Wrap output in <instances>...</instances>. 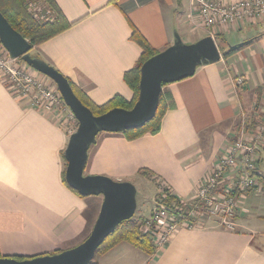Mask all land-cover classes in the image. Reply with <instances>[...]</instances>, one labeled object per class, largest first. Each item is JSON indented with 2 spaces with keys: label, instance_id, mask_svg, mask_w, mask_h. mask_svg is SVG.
Instances as JSON below:
<instances>
[{
  "label": "crops",
  "instance_id": "crops-1",
  "mask_svg": "<svg viewBox=\"0 0 264 264\" xmlns=\"http://www.w3.org/2000/svg\"><path fill=\"white\" fill-rule=\"evenodd\" d=\"M55 2L74 24L32 51L98 105L115 94L132 97L123 74L141 49L130 39L131 25L158 51L172 43L174 30L185 43L210 35L222 52L241 45L162 86L173 106L161 118L159 132L133 140L122 132H100L88 150L86 174L123 181L147 168L172 194L192 199L234 142L241 113L255 121L264 117V19L206 28L192 0ZM251 28L259 31L251 34ZM237 75L244 83L234 89ZM69 135L53 117L11 95L0 77V257L25 259L62 251L90 233L103 197L82 196L63 181ZM259 152L264 173V143ZM252 193L263 197L254 220L247 206ZM243 201L234 230L206 220L201 226L180 227L152 255L121 242L94 258L98 264H264V219L259 217L264 192L247 193ZM153 207L154 201L149 216Z\"/></svg>",
  "mask_w": 264,
  "mask_h": 264
},
{
  "label": "water",
  "instance_id": "water-1",
  "mask_svg": "<svg viewBox=\"0 0 264 264\" xmlns=\"http://www.w3.org/2000/svg\"><path fill=\"white\" fill-rule=\"evenodd\" d=\"M0 42L9 58L24 60L55 84L77 121L63 151L66 184L82 196L103 197L90 233L78 245L25 259L4 256L0 257V264H89L104 238L120 222L131 218L137 206L136 188L129 180L118 181L105 175L83 173L88 150L95 143L96 136L100 132H123L143 126L155 115L162 83L176 81L193 74L199 66L219 61V48L210 35L185 43L178 31L174 30L172 43L141 64L138 97L133 106L130 109L114 107L94 115L81 102L64 75L45 62L27 56L31 44L8 23L1 12Z\"/></svg>",
  "mask_w": 264,
  "mask_h": 264
},
{
  "label": "built area",
  "instance_id": "built-area-1",
  "mask_svg": "<svg viewBox=\"0 0 264 264\" xmlns=\"http://www.w3.org/2000/svg\"><path fill=\"white\" fill-rule=\"evenodd\" d=\"M198 17L206 28L215 24L236 25L244 20L264 19V0H192ZM35 16L39 5L29 4ZM43 18V16H40ZM15 59L8 56L0 42V77L7 90L30 106L47 114L62 125L69 134L77 121L66 106L56 86L35 74L18 69ZM244 83L237 75L232 79L234 89ZM249 118L242 112L237 123V136L225 153L217 160L209 174L203 179L195 195L190 200L165 202L163 198L171 194L164 191L159 183V193L143 230L150 232L156 248L161 247L170 235L180 227L201 226L211 219L217 224L232 229L234 216L239 204L246 196V190L260 191L255 173L260 145L264 143V117L250 125ZM76 123L71 127V123Z\"/></svg>",
  "mask_w": 264,
  "mask_h": 264
},
{
  "label": "trees",
  "instance_id": "trees-1",
  "mask_svg": "<svg viewBox=\"0 0 264 264\" xmlns=\"http://www.w3.org/2000/svg\"><path fill=\"white\" fill-rule=\"evenodd\" d=\"M33 2L38 3V5L40 6L39 8H41L37 17L34 15L33 11L29 9V4ZM0 12L6 18L8 23L31 44L32 48L29 52L32 53L33 47L49 40L50 38L63 32L74 24V22H70L66 19V17L63 15L60 8L56 4L55 0H0ZM40 16H43V18H40ZM130 39L137 43L141 49V53L134 65L123 74L124 82L132 91L131 99L127 100L120 94H115L103 104H95L80 88H78L69 78L66 77L75 94L78 96L81 102L91 110L94 115L102 114L114 107L130 109L137 100L140 66L146 59L158 53L159 51L151 47L147 40L141 35V33L132 25ZM240 46L241 45L230 46L227 51L223 52L222 49L219 48V50L224 57L237 51ZM30 56L37 60L43 61L38 53L34 52L33 55ZM165 84L167 83H162V86ZM172 106L173 104L171 97L164 95V93L161 92L159 95V102L154 117L141 127L123 131V136L127 140H133L147 133L156 134L160 130L161 118L163 117L166 110ZM248 120H250L251 122L250 125H254L256 122L251 118H249ZM258 120H263V118ZM259 162L260 159L258 157L255 163L258 171L255 173V175L257 176L261 192H264V173H262L260 170ZM65 166L66 163H64L62 171V179L66 183L64 175ZM137 173L144 178L151 180L155 183V185L159 186L160 181L156 180V175L151 170L142 168L139 169ZM70 189L73 190L72 188ZM164 191H168V188L164 187ZM251 192H253L252 188L246 190V194ZM163 201L169 203L171 201L178 202L180 201V198L171 193L163 198ZM259 217L264 219V209L263 213ZM147 219L148 217L140 215L138 217L132 216L131 218L120 222L118 225H116L114 231L106 236L103 242L98 246L94 257L96 255L105 253L121 242L129 243L135 248L150 255L155 253L157 248L153 243L152 235L150 234V232L143 230V225L145 224ZM57 252L60 251H55L54 253ZM94 257L89 262V264H98ZM14 258L24 259V257Z\"/></svg>",
  "mask_w": 264,
  "mask_h": 264
},
{
  "label": "rangeland",
  "instance_id": "rangeland-1",
  "mask_svg": "<svg viewBox=\"0 0 264 264\" xmlns=\"http://www.w3.org/2000/svg\"><path fill=\"white\" fill-rule=\"evenodd\" d=\"M33 3L36 4V5H38V3H36V2H33ZM251 29H252V33L251 34H255V31L256 30L259 31V29H256V28H251ZM232 40L233 39H229V41L234 42ZM236 41H239V39L236 38ZM33 53L32 52H29L27 54V56L33 55ZM13 64L16 65V67H18V69H22L24 71H28V72H30L32 74H35V72L31 68V66L29 64H27L22 59H15L13 61ZM35 75H37V74H35ZM40 78L42 80H45V81H47V79H49L48 77H45V75H41ZM50 83L54 84L51 80H50ZM235 129H236V132L233 131L234 133L232 134L234 138L237 136V123L235 125ZM231 140H233V139H231ZM83 173L85 175H87L86 174V170H84ZM97 175H99V174H97ZM137 175L138 176L133 177L132 179L129 180L130 182L133 183V185L136 188V204H137V206H136V210H135L133 216L134 217H137L139 215L149 216L151 206L153 204V201L155 200L154 197H155V195L157 193V189H156V186L154 184H152L149 180L143 178V176L139 175L138 173H137ZM157 195H156V197H157ZM252 195H254V196H252ZM243 202L246 203V201L241 200V203L239 205L242 206V203ZM262 202H263V197H262V194L261 193L259 195L258 194L256 195V194H253V193L250 194V198H249V200L247 202V206H248V210H249L248 216L249 217H252L253 220L256 219L257 214H259V212L262 210L261 209ZM236 217H238L237 214H235L234 219ZM206 220H204V222ZM209 220H211V219H209ZM212 222L217 223L216 221H212ZM234 229H236L235 226L231 230H234Z\"/></svg>",
  "mask_w": 264,
  "mask_h": 264
}]
</instances>
